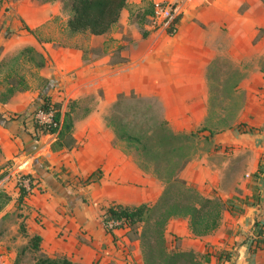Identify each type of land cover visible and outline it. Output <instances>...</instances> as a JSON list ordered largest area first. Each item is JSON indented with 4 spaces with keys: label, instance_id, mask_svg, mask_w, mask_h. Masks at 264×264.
Listing matches in <instances>:
<instances>
[{
    "label": "crops",
    "instance_id": "1",
    "mask_svg": "<svg viewBox=\"0 0 264 264\" xmlns=\"http://www.w3.org/2000/svg\"><path fill=\"white\" fill-rule=\"evenodd\" d=\"M148 1L153 0H128L111 29L113 43L122 47L103 54L55 37H28L47 59L40 74L54 85L46 94L60 104L61 121L70 111L75 138L72 147L56 148L43 138L32 139L35 129L27 114L11 128L0 124L1 157L11 163L9 173L28 170L49 187L33 190L22 203L28 233L42 237L41 248L50 256L63 255L81 264H124V258L144 264L140 240L129 236V228L109 231L104 224L112 203H154L164 191L163 182L115 142L117 134L107 122L109 108L121 96L135 94L154 99L162 120L175 133L195 132L211 143L190 159L181 177L203 195L225 202L220 226L206 236L194 235L188 218H172L168 246L211 251L209 264H264V242L256 246L252 241L264 222V1L188 0L175 32L152 25L142 32L129 22L128 8ZM60 11L58 1L20 0L12 9V26L18 28L24 20L31 29L40 28ZM109 32L90 37L94 41ZM115 50L121 58L114 59ZM220 59L233 64L237 77L232 95L239 101L230 123L214 128L210 117L225 110L213 103ZM43 93L14 96L0 103V111L6 117L24 113L39 105ZM89 95L95 104L79 114ZM51 135L56 142L57 133ZM40 142L45 144L40 147ZM36 150L38 157L28 166L27 153ZM12 201L18 205V198Z\"/></svg>",
    "mask_w": 264,
    "mask_h": 264
},
{
    "label": "trees",
    "instance_id": "2",
    "mask_svg": "<svg viewBox=\"0 0 264 264\" xmlns=\"http://www.w3.org/2000/svg\"><path fill=\"white\" fill-rule=\"evenodd\" d=\"M128 6V0H72L71 15L67 21V28L71 34L90 33L93 35H103L108 33L121 17L122 11ZM144 13L153 14V3L148 1ZM140 8L137 15L141 14ZM32 30V29H31ZM170 32H175V27L168 28ZM147 33L144 32V35ZM20 55L26 56L28 61L34 63L38 69L47 64L44 54L33 46H25ZM0 62V69L2 66ZM46 85L39 105L34 109H57V126L39 124L34 121V133L30 132L32 139H39L40 132L57 133L56 147H72L75 143L73 136V118L70 111L65 112L61 121V106L54 103L47 90L54 85L51 79L43 78ZM23 81L21 80L20 83ZM53 82V83H52ZM23 87L21 89H27ZM18 85L11 84L8 87V96L1 99L6 102L14 93ZM4 94H6L4 92ZM34 110V111H35ZM21 114L4 117L0 112V123L11 128L15 121L20 120ZM115 129V128H114ZM117 134V131L115 129ZM118 136V134H117ZM161 144H149L144 136L131 133L128 129L122 131L120 137L129 144L135 146L138 154L148 156L166 155L167 161L164 163H155L154 174L165 182V191L154 203H141L137 205H124L121 203H112L104 216L105 227L111 231L118 227L129 228V236L132 239H139L141 243L144 264H206L210 262V253H197L194 251H185L179 249H170L167 243V226L172 218L184 217L189 219V227L196 236H206L218 229L222 219V213L225 209V202L217 196L209 197L201 194L196 188L190 186L186 180L181 177V173L187 163L192 158V154L186 155L184 152L190 148L193 139L197 133H175L165 123L161 132L157 135ZM152 139V137H149ZM2 148L0 146V154ZM141 167L144 170L149 169L145 164ZM29 175H22L21 178H27ZM3 177V175H1ZM34 186L30 178V189ZM30 189L20 186L18 207H20L25 197L30 193ZM12 200V196L5 189L0 188V212ZM4 217V216H3ZM2 217V218H3ZM117 222L110 226V222ZM26 233V231H25ZM29 235L28 243L22 248H26L37 253L34 264H81L75 262L66 256H50L43 253L41 248L42 237L39 234Z\"/></svg>",
    "mask_w": 264,
    "mask_h": 264
},
{
    "label": "rangeland",
    "instance_id": "3",
    "mask_svg": "<svg viewBox=\"0 0 264 264\" xmlns=\"http://www.w3.org/2000/svg\"><path fill=\"white\" fill-rule=\"evenodd\" d=\"M18 1L20 0H0V62L3 63L0 69V100L8 96L9 91L7 89L11 84H16L18 87L16 88L15 93L8 98L6 102L12 97L19 94H26L28 91H44L46 87L40 74L41 68L38 69L33 62L27 60L26 56L20 55V51L25 46L30 45L28 43V37H33L34 35H38L40 38L50 36L55 37L61 42L79 43L83 46H87V50L91 51L92 54H103L112 48L120 47V45L122 47V44L117 45V43H113L111 39V30L105 38H95L94 41L90 37V33H79L76 37H73V35L70 36V32L67 28V21L71 15L70 7L72 0H32L40 3L58 1L61 3V11L43 27L32 28L31 30V28L25 24L24 20L21 19L23 22H19L18 28H15L12 26L11 17H13V15L16 16L15 13L12 12V9L14 4ZM147 4L148 2H145L141 6H132L128 8L129 22L134 23L142 32L146 25H151L152 23V14L144 13ZM26 7H29V5L26 4ZM140 8L143 9V12L137 15ZM92 42H94L95 45L93 48H89V45ZM18 45V48H13ZM10 48L12 50H10V52L7 51V49ZM115 52L116 53L113 55L114 59L121 58L120 53H118L117 50H115ZM236 77L237 74H235L231 62H228L227 59H220V61L217 62V79L214 92L215 100L213 103L218 108L225 110L221 111V113L218 111L210 117V124L212 123L214 128H223L227 126L233 118L236 109L235 106L239 101L238 96L232 95L233 82L236 80ZM21 80L23 81L22 83H20ZM25 85L28 86L27 89H21L26 87ZM4 92L6 94H4ZM97 94H101V89ZM87 99L88 101L84 102V108L82 111L80 110L79 114H83L84 111L90 110L95 104L94 96L89 95ZM0 103L5 102L0 101ZM33 111L34 108L31 107L24 113L20 114L31 115ZM3 116L6 117L4 114ZM107 122L109 126H112L117 131L118 136L116 135L117 138L115 139V142L119 143L121 147H124L130 152L140 167L141 164H148L150 166L146 171L154 172L155 163H164L167 161L168 157L164 154L161 156L152 155L148 157L143 153L138 154L135 150V146L129 144L120 137L121 132L128 129L133 134L144 136L149 144L156 143L157 146L158 144H161L157 135L161 132L165 122L162 120L159 104L154 99L139 98L135 94L128 96L123 95L115 106L109 108ZM51 134L52 133L49 132H40V139L43 138V141H45L46 144H51L53 148H56V142L52 143L53 135ZM150 136L152 139L149 138ZM45 143L40 142V147ZM210 144L211 143L208 140L195 137L190 148L184 153L186 155L192 154L191 157H193L201 150L208 149L211 146ZM22 145L24 147L26 144L23 143ZM23 150L20 152H24ZM27 154L28 156H31L29 158L28 166L32 167L34 159L38 157L37 150L34 152L30 151V153ZM1 155L2 153L0 154V188H3L10 193L13 200L18 198V192L20 186H22L20 182L22 175H29L28 177L26 176L29 179V184L30 178L32 180L34 187L30 193L33 192V190L36 192L49 190V187L46 185L47 183H43L35 173L32 175L28 170H24L23 172L19 171L16 175L9 173V168L12 165L9 162H3ZM1 175H3V177H1ZM161 181L164 184L165 191V182L163 180ZM21 206L18 207L16 204L13 206V201H10L0 212V264H34L35 262L37 256L35 251L30 248H26L22 251V248L28 243L29 235L27 234L28 229L25 214L22 211L24 206ZM2 214H5L3 218H1ZM173 245L174 243L171 244V246ZM171 246L169 247L170 249H176L171 248ZM43 253L45 252L43 251ZM209 253L211 262V251H209ZM127 259L128 258L123 259L125 260L124 264H130ZM210 262L206 264H209ZM137 263L139 264V262ZM110 264H115V262H110Z\"/></svg>",
    "mask_w": 264,
    "mask_h": 264
},
{
    "label": "built area",
    "instance_id": "4",
    "mask_svg": "<svg viewBox=\"0 0 264 264\" xmlns=\"http://www.w3.org/2000/svg\"><path fill=\"white\" fill-rule=\"evenodd\" d=\"M188 0H153V8L154 13L152 14V27L157 28L161 26H165L169 28L170 26L175 27L178 21V18L181 14L183 5ZM56 113L57 109H49L48 111L38 109L33 111L30 115L32 120V124L34 121L38 122L39 124L49 125V126H57L58 121L56 120ZM34 127V126H33ZM21 184L28 189H30L29 179L22 178L20 179ZM32 189H30L31 191ZM117 222L112 221L110 222V226H113ZM253 243L256 246L263 241L264 242V222L261 224L259 228V234L253 238ZM226 257V256H225ZM228 261V257L225 258Z\"/></svg>",
    "mask_w": 264,
    "mask_h": 264
}]
</instances>
